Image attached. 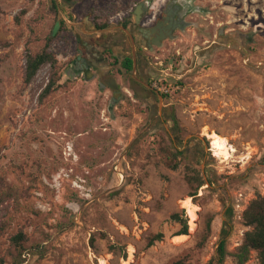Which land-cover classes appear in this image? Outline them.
Wrapping results in <instances>:
<instances>
[{
  "label": "rangeland",
  "instance_id": "rangeland-1",
  "mask_svg": "<svg viewBox=\"0 0 264 264\" xmlns=\"http://www.w3.org/2000/svg\"><path fill=\"white\" fill-rule=\"evenodd\" d=\"M165 1L0 0L5 264L19 231L22 264H206L222 240L223 264H259L254 250L235 254L251 229L244 211L264 195V0H194V25L152 52L132 27ZM48 37L62 78L41 100L51 66L29 84L25 67ZM212 132L235 148L229 159Z\"/></svg>",
  "mask_w": 264,
  "mask_h": 264
},
{
  "label": "trees",
  "instance_id": "trees-1",
  "mask_svg": "<svg viewBox=\"0 0 264 264\" xmlns=\"http://www.w3.org/2000/svg\"><path fill=\"white\" fill-rule=\"evenodd\" d=\"M65 2H72L73 0H64ZM64 23L61 19L60 24ZM46 45L37 52L28 51L26 58L25 67V83H31L38 71L45 65L49 64L51 66V74L48 83L42 90L40 94V99L43 100L48 95L59 89L61 86L62 74L60 72L59 60L55 53L49 49L50 47V37L47 38ZM124 66L126 69L132 70L134 68V61L131 58H126L124 60ZM163 96H166L163 94ZM175 123L176 119L172 118ZM169 156L176 158L180 155L179 151H169ZM172 161V160H171ZM172 168L176 169L178 167L177 162H172L170 164ZM190 179V176H188ZM198 186L205 184V181L200 177L196 178ZM12 189L7 192L8 196H11ZM197 192L191 194L196 195ZM178 214H173V217H177ZM244 221L247 225L251 226V229L247 230L244 236L243 242L239 245L238 251L235 254L240 263L245 262L252 250L256 251L259 264H264V195H258L255 197L247 206L243 214ZM187 220L184 221L183 227L181 228L179 234H188ZM164 237L163 233L154 234L150 240L149 245H153L157 240H162ZM26 235L23 231L11 236V246L9 249V255L12 257V264H22L26 259V253L28 248L25 246L24 242ZM228 255L226 241L222 240L219 243L217 255L212 257L206 264H223L226 256ZM6 261L1 258L0 264H5Z\"/></svg>",
  "mask_w": 264,
  "mask_h": 264
},
{
  "label": "flooded vegetation",
  "instance_id": "flooded-vegetation-1",
  "mask_svg": "<svg viewBox=\"0 0 264 264\" xmlns=\"http://www.w3.org/2000/svg\"><path fill=\"white\" fill-rule=\"evenodd\" d=\"M143 2V12L141 16L147 12ZM200 12L201 9L195 4L194 0H169L161 5L157 12L151 18V22L140 24L139 20L133 25L132 33L137 37L141 47L148 48L155 52V47L162 46L165 41H174L179 38V33H184L189 26H193L194 22L188 19L192 12ZM140 19V18H139ZM141 55H137V62L141 61ZM139 64V63H138ZM154 79V76L150 77ZM149 87V84H147ZM170 108H164L169 111Z\"/></svg>",
  "mask_w": 264,
  "mask_h": 264
},
{
  "label": "bare ground",
  "instance_id": "bare-ground-1",
  "mask_svg": "<svg viewBox=\"0 0 264 264\" xmlns=\"http://www.w3.org/2000/svg\"><path fill=\"white\" fill-rule=\"evenodd\" d=\"M210 138L212 139V146L216 153V155L222 157L223 159H229L232 156V152L235 151V148L229 146V143L226 139V137L216 133L212 132L209 134ZM190 215L192 218V222L194 223V220H196V211L195 208L190 209ZM193 228V227H192ZM102 264H106L103 262Z\"/></svg>",
  "mask_w": 264,
  "mask_h": 264
},
{
  "label": "water",
  "instance_id": "water-1",
  "mask_svg": "<svg viewBox=\"0 0 264 264\" xmlns=\"http://www.w3.org/2000/svg\"><path fill=\"white\" fill-rule=\"evenodd\" d=\"M145 7L147 8L148 6H149V2L148 1H145ZM143 8H144V6H143V4H139L138 6H137V9H136V14H138V17L137 18H140L141 17V14H142V12H143ZM139 19H135V21L137 22Z\"/></svg>",
  "mask_w": 264,
  "mask_h": 264
},
{
  "label": "built area",
  "instance_id": "built-area-1",
  "mask_svg": "<svg viewBox=\"0 0 264 264\" xmlns=\"http://www.w3.org/2000/svg\"><path fill=\"white\" fill-rule=\"evenodd\" d=\"M158 89H161L162 91H164V88H158ZM166 91V90H165Z\"/></svg>",
  "mask_w": 264,
  "mask_h": 264
}]
</instances>
